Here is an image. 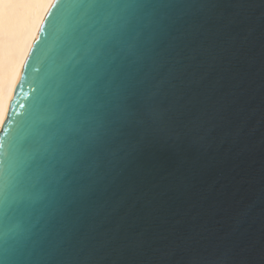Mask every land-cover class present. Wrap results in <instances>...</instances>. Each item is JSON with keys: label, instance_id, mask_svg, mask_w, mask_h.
Returning a JSON list of instances; mask_svg holds the SVG:
<instances>
[{"label": "snow or ice", "instance_id": "obj_1", "mask_svg": "<svg viewBox=\"0 0 264 264\" xmlns=\"http://www.w3.org/2000/svg\"><path fill=\"white\" fill-rule=\"evenodd\" d=\"M257 65L264 0H0V264H264L205 179Z\"/></svg>", "mask_w": 264, "mask_h": 264}, {"label": "water", "instance_id": "obj_2", "mask_svg": "<svg viewBox=\"0 0 264 264\" xmlns=\"http://www.w3.org/2000/svg\"><path fill=\"white\" fill-rule=\"evenodd\" d=\"M232 120L242 129L240 136L217 149L205 179L216 183L218 218H226L233 207L250 205L253 219L242 229L258 235L264 225V72L259 65Z\"/></svg>", "mask_w": 264, "mask_h": 264}, {"label": "bare ground", "instance_id": "obj_3", "mask_svg": "<svg viewBox=\"0 0 264 264\" xmlns=\"http://www.w3.org/2000/svg\"><path fill=\"white\" fill-rule=\"evenodd\" d=\"M5 49L7 52L8 48V35H7V25L9 16L12 14V6L5 5ZM42 16V13L37 15H33L30 18L21 20L15 29V33L12 37V50L14 58H22L26 57L32 47L31 35L32 31L35 27L39 26V20ZM7 65V60H6Z\"/></svg>", "mask_w": 264, "mask_h": 264}]
</instances>
